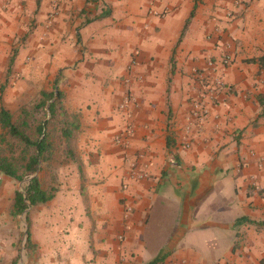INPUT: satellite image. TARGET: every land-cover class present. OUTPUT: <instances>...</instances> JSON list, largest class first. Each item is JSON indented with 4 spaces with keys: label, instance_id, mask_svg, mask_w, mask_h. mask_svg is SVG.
Instances as JSON below:
<instances>
[{
    "label": "crops",
    "instance_id": "0c3cea01",
    "mask_svg": "<svg viewBox=\"0 0 264 264\" xmlns=\"http://www.w3.org/2000/svg\"><path fill=\"white\" fill-rule=\"evenodd\" d=\"M238 1L0 0V86L19 39L18 98L58 78L80 124L83 192L75 169L64 221L75 231L59 257L57 218L41 217L48 248L31 235L25 264H264V0ZM128 90L135 131L124 147L117 106ZM198 103L207 115L186 133ZM139 153L146 177L132 180Z\"/></svg>",
    "mask_w": 264,
    "mask_h": 264
},
{
    "label": "trees",
    "instance_id": "16d2710c",
    "mask_svg": "<svg viewBox=\"0 0 264 264\" xmlns=\"http://www.w3.org/2000/svg\"><path fill=\"white\" fill-rule=\"evenodd\" d=\"M39 3L40 0H37V5ZM193 14L194 11L185 22L179 41ZM15 56L16 51H13L8 63V73L12 69ZM58 83L57 78L50 92L41 90L32 112L22 108L16 120H13V114L5 108L2 101L0 102V174L17 182L28 180L24 192H14L13 215L21 214L29 207L46 205L54 199L58 189L52 183L56 180L51 171L53 162L74 164L81 183V194L83 192L84 174L82 161L77 153L80 124L76 115L65 109L64 95L58 88ZM5 84L0 86L1 97ZM39 113L43 117L36 120L35 116ZM44 169H47L52 177L46 186L36 174ZM25 220L30 225L28 213ZM24 248L26 251L33 250L30 227ZM161 258L157 257L147 264H157Z\"/></svg>",
    "mask_w": 264,
    "mask_h": 264
},
{
    "label": "rangeland",
    "instance_id": "374dc122",
    "mask_svg": "<svg viewBox=\"0 0 264 264\" xmlns=\"http://www.w3.org/2000/svg\"><path fill=\"white\" fill-rule=\"evenodd\" d=\"M21 41L15 40L13 44V51H16V49L19 47ZM228 56V55H227ZM231 59V58H230ZM231 61V60H230ZM230 64V63H229ZM19 77L16 74V71L14 69L10 70L9 73L7 71V82H5V90H4V106L7 110L13 114V120H16L20 114V111L22 108H26L29 112H32L33 106L35 103L39 100V93L40 91L38 89H35L33 87V83L27 85L25 96L19 97L17 96V84L19 81ZM53 85L51 82L45 83L41 90L45 91H52ZM7 90H10L9 96L5 93H7ZM36 120L42 119V114H37ZM1 134V130H0ZM78 143V140H77ZM78 153V152H77ZM78 156L81 160V156L78 153ZM61 159H59L60 161ZM82 161V160H81ZM62 162H53L52 163V172L55 177V181L52 183L55 187H57L58 192L60 189H64L65 192L62 196H59L58 198L54 197L52 202L47 203L46 205H41L38 207H29V209L26 213L25 211L18 215L12 214V203H13V196L14 192L16 190L24 192V189L27 185L28 180H22V181H14L3 174H0V221L1 222H9V226L14 229L15 233L11 234L15 237L14 243L11 247H9V250L5 246L6 236L4 235V241L3 243L0 242V252L3 251V254H0V264H25L30 263V259L34 257L35 254L34 251H26L25 250V230L28 227H30L31 235L34 237H37L40 246L38 248L44 247L48 248V245H45L48 243V239H46V231L45 227L43 226V221H40L41 217H49V216H55L57 218V227H59L58 232V255L61 257L62 253H65V250L68 247V243L71 241L70 235L74 233L75 230H73L70 226V223L64 222L68 221L69 216L73 215V210H75V206L71 203L73 201V198L70 197L71 194H69L68 191H71L72 187V179H73V173L75 172V166L74 164H63ZM38 177L42 180L44 185L46 186L48 183H50L51 178L49 176V171L47 169H44L42 171H39L36 173ZM77 176V175H76ZM77 177V181H78ZM68 186L67 189L65 187ZM57 194V193H56ZM66 202H69L66 203ZM68 204V205H67ZM29 214L30 219V225L25 220L26 214ZM48 222V220L46 221ZM46 226H49V224L46 223ZM5 227V226H4ZM4 231V230H3ZM2 233V230L0 231V235ZM1 237V236H0ZM37 241V240H36ZM34 240V243L36 242ZM37 245V244H36ZM5 247V249H4ZM10 256V261L6 262L5 259H7ZM12 255L14 256L13 258Z\"/></svg>",
    "mask_w": 264,
    "mask_h": 264
},
{
    "label": "built area",
    "instance_id": "2783aa9c",
    "mask_svg": "<svg viewBox=\"0 0 264 264\" xmlns=\"http://www.w3.org/2000/svg\"><path fill=\"white\" fill-rule=\"evenodd\" d=\"M250 1H253V0H240L237 3L245 4V2H250ZM56 14H57V7L53 6L52 11L49 14V19L52 20ZM227 16L230 18L231 14L229 13V14H227ZM230 60L231 59L229 56H225L222 59L221 63H222V65L227 66L230 63ZM123 82L128 88L132 84L131 78L129 76L125 77ZM217 84L223 85V83L221 81H218ZM133 103L134 102H133L130 90H128L123 95L121 102L117 106V110L119 112L126 113V116H127L123 132L120 133L119 135H117V137L115 138V141L124 147H126L130 144V138L133 136L134 131H135L134 126H133L132 122L130 121V114L128 113L129 108L133 105ZM206 115H207V110L205 109V107L203 105L198 103L196 106H194V108L191 112V118L187 121V123L185 125V132L186 133L192 132L193 128H195V126L197 124H201L203 122ZM144 157H145V155L143 153H139L136 156H134L133 159L131 160V162L129 164V168H130V173H132L130 175V178H132V180L135 177H138L139 179L146 177L147 162H146V160H144ZM131 210H132V208L130 205L124 206V208H123V219L125 222H128L129 216L131 214Z\"/></svg>",
    "mask_w": 264,
    "mask_h": 264
},
{
    "label": "water",
    "instance_id": "95a60500",
    "mask_svg": "<svg viewBox=\"0 0 264 264\" xmlns=\"http://www.w3.org/2000/svg\"><path fill=\"white\" fill-rule=\"evenodd\" d=\"M29 209H27V211H28ZM27 211H25V213L27 212ZM26 239H27V228H26V230H25V241H26Z\"/></svg>",
    "mask_w": 264,
    "mask_h": 264
}]
</instances>
